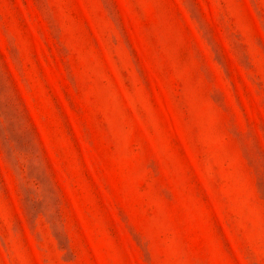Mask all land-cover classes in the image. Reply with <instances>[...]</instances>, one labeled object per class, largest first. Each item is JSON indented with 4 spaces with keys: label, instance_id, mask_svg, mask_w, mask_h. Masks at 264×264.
<instances>
[{
    "label": "rangeland",
    "instance_id": "374dc122",
    "mask_svg": "<svg viewBox=\"0 0 264 264\" xmlns=\"http://www.w3.org/2000/svg\"><path fill=\"white\" fill-rule=\"evenodd\" d=\"M0 264H264V0H0Z\"/></svg>",
    "mask_w": 264,
    "mask_h": 264
}]
</instances>
